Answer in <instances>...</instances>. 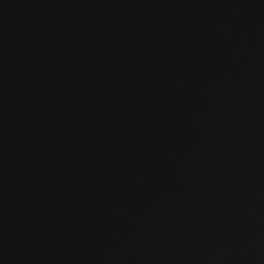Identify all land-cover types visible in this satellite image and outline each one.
I'll return each instance as SVG.
<instances>
[{
  "label": "water",
  "instance_id": "water-1",
  "mask_svg": "<svg viewBox=\"0 0 264 264\" xmlns=\"http://www.w3.org/2000/svg\"><path fill=\"white\" fill-rule=\"evenodd\" d=\"M0 264H264V0H0Z\"/></svg>",
  "mask_w": 264,
  "mask_h": 264
}]
</instances>
